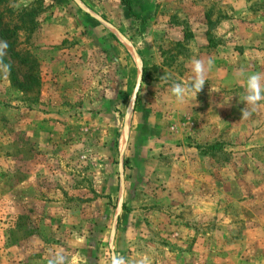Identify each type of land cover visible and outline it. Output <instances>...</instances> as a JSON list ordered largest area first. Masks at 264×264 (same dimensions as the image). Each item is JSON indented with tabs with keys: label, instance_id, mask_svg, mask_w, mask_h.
Returning <instances> with one entry per match:
<instances>
[{
	"label": "rangeland",
	"instance_id": "1",
	"mask_svg": "<svg viewBox=\"0 0 264 264\" xmlns=\"http://www.w3.org/2000/svg\"><path fill=\"white\" fill-rule=\"evenodd\" d=\"M0 19V264H264V101L242 102L264 0H0Z\"/></svg>",
	"mask_w": 264,
	"mask_h": 264
},
{
	"label": "clouds",
	"instance_id": "2",
	"mask_svg": "<svg viewBox=\"0 0 264 264\" xmlns=\"http://www.w3.org/2000/svg\"><path fill=\"white\" fill-rule=\"evenodd\" d=\"M8 47L6 42H0V55H3L4 49ZM212 68V62L196 60L193 63L194 77L189 84L181 85L176 83L172 87V92L179 103H183L189 95L194 99L202 90L206 83V75ZM231 99V98H230ZM228 100V102L230 101ZM264 101V74L252 73L246 77V95L243 98V103L247 104L251 110ZM227 102V103H228ZM251 111L242 110V116L248 117ZM49 264H67V258L63 253L57 254L53 259L49 260ZM112 264H124L122 258H113Z\"/></svg>",
	"mask_w": 264,
	"mask_h": 264
},
{
	"label": "crops",
	"instance_id": "3",
	"mask_svg": "<svg viewBox=\"0 0 264 264\" xmlns=\"http://www.w3.org/2000/svg\"><path fill=\"white\" fill-rule=\"evenodd\" d=\"M47 137H48V134H47ZM47 142H50V140H49V138H48V141L46 140V149H47V151H48V148H47V146H48V144H49V149H50V146H52V143H47ZM41 146H44V145H42L41 144ZM36 161L38 160V158L36 157V158H34ZM49 159H50V157L47 155L46 156V158L44 159L45 161H46V163L49 161ZM42 161H43V159H41ZM51 161H52V159H50V161H49V163H47V170H42V171H40V174H37V173H35V172H31V176L33 175V174H35V177L37 176L39 179V181L40 182H42L41 180L42 179H40V178H48L49 176H52V175H54V171L51 169V171H50V165L49 164H51ZM40 190H42V189H40ZM52 190V189H51ZM39 192V191H38ZM42 192H44V193H46L47 192V189H44L43 188V190H42ZM45 200V203H44V205H46L47 207H46V210H55L56 208H61L63 205H64V203L65 202H59V201H53V200H50V201H48V199H44ZM56 200H59V199H56ZM46 201H48V202H46ZM44 202V201H43ZM58 206H60V207H58Z\"/></svg>",
	"mask_w": 264,
	"mask_h": 264
},
{
	"label": "trees",
	"instance_id": "4",
	"mask_svg": "<svg viewBox=\"0 0 264 264\" xmlns=\"http://www.w3.org/2000/svg\"><path fill=\"white\" fill-rule=\"evenodd\" d=\"M31 16H32V15H28L27 17H31ZM28 22H29L30 25H28L27 28H28V29L31 28V30H32L33 27H30V26L32 25L33 21H32V20H29ZM1 25H2V24H1V19H0V27H1ZM8 33H10L8 30H4V29H1V28H0V37H1L2 39H9V38H10V35H8ZM31 68H33V65H31ZM213 147H215V145H214ZM207 149H208V150H212V149H214V148L209 147V148H207Z\"/></svg>",
	"mask_w": 264,
	"mask_h": 264
}]
</instances>
